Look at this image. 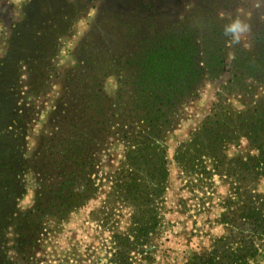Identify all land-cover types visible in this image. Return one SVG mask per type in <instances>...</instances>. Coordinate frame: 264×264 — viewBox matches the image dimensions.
I'll return each instance as SVG.
<instances>
[{
  "label": "rangeland",
  "instance_id": "rangeland-1",
  "mask_svg": "<svg viewBox=\"0 0 264 264\" xmlns=\"http://www.w3.org/2000/svg\"><path fill=\"white\" fill-rule=\"evenodd\" d=\"M64 1L51 0L49 7L42 0H0V69L5 65L15 70L12 58L22 55L18 82L14 83H18V116L24 120L27 134L26 159L34 156L57 118L60 120L68 110L77 107L84 93L100 90L108 102L114 103V114L109 118L110 147L99 157L95 168L98 194L63 220H47L44 235L32 254L26 258L11 254V261L183 264L192 254L210 250L216 239L226 235L225 227L218 221L228 187L217 178H213L212 188L204 191L187 184L174 163L175 150L189 140L216 94L227 84L233 61L227 59L228 53L262 52L264 4L259 0H66L76 7L67 11L66 33L55 28L46 39L38 34L37 47L30 35L15 34L29 10L35 20L31 34L42 35L61 19ZM238 9L249 14L251 32L247 48L227 46L229 38L223 34V26L237 15ZM180 42L184 43L185 52L193 49L199 55L208 42L215 43L213 51L221 50L225 69L214 78L206 75L196 98L186 91L176 114L167 111L169 121L162 141L168 163L166 189L154 203L156 224L147 236L134 238L132 217L136 212L114 193L136 128L127 115V107L146 100L138 90L143 83L140 73L152 66L150 62L158 63L164 53L172 58ZM12 46L13 57L8 54ZM29 57L32 62L26 59ZM167 66L174 70L172 59ZM31 70L35 75H29ZM5 79L7 75L0 79V89L9 84ZM3 96L6 98L7 93ZM1 98L3 116L12 106ZM1 124L3 127L4 122ZM245 154L243 142L228 152L229 157ZM26 180L29 188L20 202L22 210L31 205L34 192L30 173ZM257 190L264 194V183ZM121 246L126 247L124 254H120ZM256 264H264V243Z\"/></svg>",
  "mask_w": 264,
  "mask_h": 264
},
{
  "label": "trees",
  "instance_id": "trees-1",
  "mask_svg": "<svg viewBox=\"0 0 264 264\" xmlns=\"http://www.w3.org/2000/svg\"><path fill=\"white\" fill-rule=\"evenodd\" d=\"M42 1L50 7L51 0ZM65 1L61 19L49 30H42V35L31 34L35 20L29 10L14 33L30 35L36 47L38 34L46 39L55 28L66 33L67 11L76 7ZM215 45L208 42L199 55L193 49L185 52L184 43H177L172 58L164 53L158 63L150 62L152 66L140 73L143 83L138 90L146 100L127 107L136 128L130 140L132 149H127L124 168L114 184L116 197L136 212L132 217L134 238L147 236L156 224L154 203L166 189L168 163L162 144L169 121L166 113L171 110L176 114L186 91L196 98L206 75L214 78L224 71L223 54L213 51ZM13 47L8 53L12 57ZM235 56L227 84L216 94L189 140L175 150L174 163L187 184L204 191L212 188L213 178H217L228 187L218 221L226 235L216 239L210 250L192 254L183 264H256L263 249L264 194L257 187L264 183V38L260 54L238 51ZM26 59L33 61L32 57ZM171 59L173 71L167 66ZM21 61L19 55L12 58L15 70L5 65L0 69V79L7 75L5 80L9 81L0 89V98L12 106L7 115H0V264H13L11 254L30 256L44 235L47 220H63L98 194L95 168L110 147L109 118L114 114V103L108 102L101 90L84 93L83 101L55 120L34 156L26 159L27 134L24 120L18 116V83H14L18 82ZM33 72L29 75H35ZM242 142L245 156L229 157V150ZM28 173L34 185L33 199L22 210ZM119 250L124 254L126 247Z\"/></svg>",
  "mask_w": 264,
  "mask_h": 264
},
{
  "label": "clouds",
  "instance_id": "clouds-1",
  "mask_svg": "<svg viewBox=\"0 0 264 264\" xmlns=\"http://www.w3.org/2000/svg\"><path fill=\"white\" fill-rule=\"evenodd\" d=\"M260 4H264V0H259ZM249 14L243 10L238 9L237 15L233 17L228 23L223 26V34L229 39L226 41V45L231 47L234 45H240L247 48L248 36L251 32V25L248 22ZM227 59L229 61L236 59L234 52H229Z\"/></svg>",
  "mask_w": 264,
  "mask_h": 264
}]
</instances>
